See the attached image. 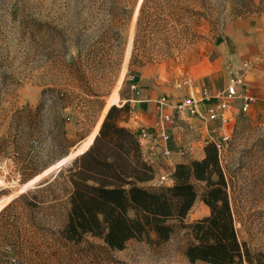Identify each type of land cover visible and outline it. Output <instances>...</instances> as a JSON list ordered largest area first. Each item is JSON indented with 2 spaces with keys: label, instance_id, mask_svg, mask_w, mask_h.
Masks as SVG:
<instances>
[{
  "label": "rangeland",
  "instance_id": "1",
  "mask_svg": "<svg viewBox=\"0 0 264 264\" xmlns=\"http://www.w3.org/2000/svg\"><path fill=\"white\" fill-rule=\"evenodd\" d=\"M246 60L258 103L230 125L219 163L239 240L264 253V0H0V211L17 199L0 218V264H208L185 253L189 225L211 213L205 182L191 180L197 199L167 240L149 233L117 250L64 238L68 170L119 94L117 123L135 134L159 98L221 90ZM197 133L176 131L195 147L183 164L205 158ZM158 161L138 186L175 184L159 183L170 168Z\"/></svg>",
  "mask_w": 264,
  "mask_h": 264
},
{
  "label": "trees",
  "instance_id": "2",
  "mask_svg": "<svg viewBox=\"0 0 264 264\" xmlns=\"http://www.w3.org/2000/svg\"><path fill=\"white\" fill-rule=\"evenodd\" d=\"M110 107L90 143L71 156L83 152L68 170L71 209L64 238L78 241L91 234L117 250L149 233L165 241L173 233L174 222H182L197 199L194 179L206 183L202 200L211 213L189 225L192 241L185 252L189 261L264 264V253L252 252L239 240L218 150L208 145L201 161L176 165L172 187L157 191L140 187L138 183L153 177V167L144 161L136 135L117 123L116 106ZM16 201L0 211V218Z\"/></svg>",
  "mask_w": 264,
  "mask_h": 264
},
{
  "label": "built area",
  "instance_id": "3",
  "mask_svg": "<svg viewBox=\"0 0 264 264\" xmlns=\"http://www.w3.org/2000/svg\"><path fill=\"white\" fill-rule=\"evenodd\" d=\"M251 69L252 61L248 60L238 67L229 66L226 85L218 91L202 87L175 102H171L167 96L157 100L154 121L141 126L135 135L145 162L154 167L156 163L158 166L160 159L169 166L170 170L160 176V184L167 180L173 181L175 166L180 164L172 163L175 152L181 158L195 151L194 145L183 144L175 136V131L182 133L186 129L195 130L200 136L198 144L201 151L213 145L220 154L236 116L251 112L258 103V97L248 83ZM188 83L190 80L184 82L185 85ZM121 101L119 94L118 103L111 107L123 106ZM174 142H177L176 149L173 148Z\"/></svg>",
  "mask_w": 264,
  "mask_h": 264
},
{
  "label": "crops",
  "instance_id": "4",
  "mask_svg": "<svg viewBox=\"0 0 264 264\" xmlns=\"http://www.w3.org/2000/svg\"><path fill=\"white\" fill-rule=\"evenodd\" d=\"M122 100V99H121ZM122 102V101H121ZM123 118H121V120H122ZM119 121V123L120 124H122V121ZM136 129L134 128V131H135ZM175 136H177V134H176V131H175ZM173 148L174 149H176L177 148V142H174L173 143ZM172 163L173 164H177V163H182V160H181V158L176 154V152H175V154H174V157H173V159H172Z\"/></svg>",
  "mask_w": 264,
  "mask_h": 264
},
{
  "label": "water",
  "instance_id": "5",
  "mask_svg": "<svg viewBox=\"0 0 264 264\" xmlns=\"http://www.w3.org/2000/svg\"><path fill=\"white\" fill-rule=\"evenodd\" d=\"M82 153H83V152H82ZM82 153H80V154H82ZM80 154H78V155H80ZM78 155H77V156H78ZM77 156H76V157H77ZM76 157H74V158H72V159H75ZM70 160H71V159H70ZM42 178H43V177H42ZM42 178L37 179L36 181H33V183H32L29 187H31V186H33L34 184H36L37 182H39ZM29 187H28V188H29Z\"/></svg>",
  "mask_w": 264,
  "mask_h": 264
},
{
  "label": "bare ground",
  "instance_id": "6",
  "mask_svg": "<svg viewBox=\"0 0 264 264\" xmlns=\"http://www.w3.org/2000/svg\"><path fill=\"white\" fill-rule=\"evenodd\" d=\"M92 137H93V135H92V136L89 138V141H88V143H90V141H91ZM85 148H86V146L82 147V148H81V150H82V149H85Z\"/></svg>",
  "mask_w": 264,
  "mask_h": 264
}]
</instances>
